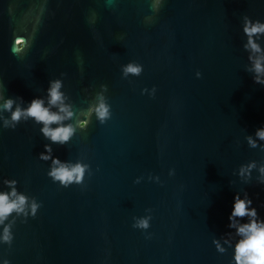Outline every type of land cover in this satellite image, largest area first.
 I'll return each instance as SVG.
<instances>
[{
  "label": "water",
  "instance_id": "1",
  "mask_svg": "<svg viewBox=\"0 0 264 264\" xmlns=\"http://www.w3.org/2000/svg\"><path fill=\"white\" fill-rule=\"evenodd\" d=\"M150 2L48 0L21 59L11 50L13 33L31 30L43 0H0L6 95L29 101L65 73L78 113L100 84L112 105L108 122L93 118L68 145L53 146L62 160L91 164L83 187L61 188L46 175L39 126L0 129V181L17 179L42 202L36 218L17 222L12 247L0 246L12 264H228L231 250L218 253L212 239L228 231L235 192L246 188L264 216V186L233 175L264 159L244 139L264 124V86L244 71L240 28L245 14L264 20V0H165L148 24ZM131 60L144 71L122 79L120 65ZM153 85L155 98L140 94ZM149 173L163 183L148 181ZM146 208L153 210L151 239L131 226Z\"/></svg>",
  "mask_w": 264,
  "mask_h": 264
},
{
  "label": "clouds",
  "instance_id": "2",
  "mask_svg": "<svg viewBox=\"0 0 264 264\" xmlns=\"http://www.w3.org/2000/svg\"><path fill=\"white\" fill-rule=\"evenodd\" d=\"M47 2L48 0H43L39 5L31 30L26 27L20 30L23 34L13 33L14 42L11 50L21 59L32 46L37 28L47 12ZM112 2L113 0H109L110 5ZM164 3L165 0H151L149 5L151 15H146L144 22L153 23ZM95 15L93 12L89 19L90 24H94ZM240 28L241 46L247 53L244 71L251 75L254 83L264 86V20L254 19L245 14L241 17ZM120 71L122 79L139 77L144 71V65L131 60L120 65ZM65 75L61 73L59 77L49 79L43 94L35 95L29 101L21 96L6 95L5 85L0 80V129L15 130L22 122L29 121L39 126V133L47 142L43 144V151L37 158L48 163L46 175L61 188L73 185L83 187L86 179L93 174L91 164L84 158L62 160L54 154L53 146L68 145L78 130L86 129L93 118L101 125L108 122L112 118V105L106 95L108 85L100 84L99 90L87 100V106L78 113L71 97L64 90ZM195 76L199 79L202 73L197 70ZM156 93L155 85L140 90L141 95L150 98H155ZM244 139L249 148L259 149L264 153V124L257 127L254 133L246 135ZM168 175L174 176L175 169L170 168ZM233 175L239 178L242 185L251 184L254 180L257 185L264 186V159L249 160L240 164ZM147 179L158 184L163 183L158 175L151 173ZM143 180V176H137L133 183L140 184ZM230 183L233 184L234 181ZM18 184L19 181L14 178L5 177L0 181V246L7 245L9 248L15 239L14 227L17 222L27 223L30 218H36L42 207L41 201L26 191H21ZM260 207H264V204ZM152 211L151 208H146L144 215L132 217V228L140 230L145 239H151L153 235L148 231L153 218ZM227 219L228 231L212 239L216 251L225 254L231 250L228 264H264V216L260 214L258 206L246 188L241 187L235 192ZM0 264H12V261L0 255Z\"/></svg>",
  "mask_w": 264,
  "mask_h": 264
}]
</instances>
